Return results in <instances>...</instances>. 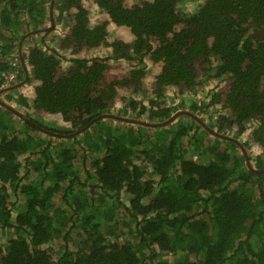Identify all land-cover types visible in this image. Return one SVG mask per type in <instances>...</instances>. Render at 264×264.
Instances as JSON below:
<instances>
[{
	"label": "trees",
	"instance_id": "obj_1",
	"mask_svg": "<svg viewBox=\"0 0 264 264\" xmlns=\"http://www.w3.org/2000/svg\"><path fill=\"white\" fill-rule=\"evenodd\" d=\"M93 1L107 17L91 26L79 0H0L6 55L24 59L5 32L69 20L52 54L28 48L31 76L8 92L35 80L31 106L17 101L71 125L0 107V264H264V172L246 162L264 170L250 153L264 150V40L254 35L264 0H204L191 14L180 0ZM109 22L130 41L107 45ZM97 46L128 77L107 58L74 55L62 67L60 48ZM148 62L160 70L147 91ZM128 87L136 96L113 113ZM168 88L192 95L182 109L205 126L187 114L153 125L180 110L160 105Z\"/></svg>",
	"mask_w": 264,
	"mask_h": 264
},
{
	"label": "flooded vegetation",
	"instance_id": "obj_2",
	"mask_svg": "<svg viewBox=\"0 0 264 264\" xmlns=\"http://www.w3.org/2000/svg\"><path fill=\"white\" fill-rule=\"evenodd\" d=\"M141 1H151V0H139V2H141ZM79 2L81 3V6L85 10L88 11V15L87 16H88V19H89V24L91 26H94L95 24L97 25V23L103 21V16H106V15L103 14L100 11V9L97 7V5L94 3L93 0H79ZM123 2L126 5H129V6H132L134 4L136 5V4L139 3V2L136 3V1H135V2H132L130 4V3L126 2L125 0H123ZM203 2H204V0H180V4L178 5V8L181 11H183V12H187L188 14H191L195 10H197L203 4ZM69 11L72 14L75 13V10L73 8H71V10H69ZM91 12H95L96 13V18L94 19V21H92L91 18H90V13ZM70 18H71V16H70ZM64 22H65V24H63L64 25L63 28L67 29L66 26L69 24V20L67 18H64ZM70 22H71V20H70ZM59 24L54 22L53 17L50 16V20L47 21V25L44 24V26L42 28L40 27L41 25H38L39 29H36V30H32L31 29L29 33L25 34V35H27L26 37L25 36H23V37L21 36V38L25 37L24 39H27L31 35H37L40 32L46 31L45 32L46 34L43 33V38H41V44L39 43V46H41V48L43 47V49H47L48 50V54H52V50L53 49L56 50L59 47V45L61 44V41L59 40L61 33L58 34V32H57V28L60 26ZM108 24L109 25H107V27L105 29L106 30L105 42L107 43V45H109V44L111 45L114 41H120V42L130 41V39L132 38V35L130 33V30L127 27H125V26H120L119 27V26H116L115 24H113L111 22H109ZM32 26L33 25L31 24L30 27H32ZM256 31H259V30H256ZM14 34L15 33H13L11 35H14ZM29 48H32V46L29 47ZM18 49H20V51L24 53V54L21 53L22 55H24V59L20 58V60L18 61V68H19V71H20L18 79H20V77L22 75H23V78H24V75L26 73L27 74L30 73V76H31V71H30L31 66L29 65L28 60H27V54H28V50L29 49H28V47H26L23 44V41L20 44V47ZM60 50H61L62 54L65 56V61L63 63L64 65L62 67H67L69 65L68 61L70 59L74 58V55L86 58V60H89L91 57H100V58H103V59L107 58L108 59L107 63L112 65L111 66L112 69H111L110 72H112L113 74H116V77L118 78V80L123 79L124 77H128L127 76L128 75V73H127L128 72L127 71V69H128L127 63H125L124 61H122V62H120V61H111L110 58H109L110 55H111V51L107 47H103V46H99L98 47L97 46L95 48H90V49L89 48H84L82 50H78L75 53H73L72 47H66V48L62 47V48H60ZM99 51H102L105 54L104 55L97 54ZM146 66H147L148 70L146 71V74L144 75V77L141 79V83H142V87L146 88V90L148 91V90H150L151 85H150V87H148L147 84L145 83V80H149L151 78V81H152V77L155 74H158L160 69H159V66H157L155 68L149 62L147 63ZM117 68H120L121 71L117 72V71L114 70V69H117ZM34 87H35V85L34 86H32V85L29 86V89H28L29 91H27L28 94L30 93L31 95L32 94L34 95V91H33ZM18 95H21V94L18 93ZM134 95L136 96V94H132L131 89L129 87L128 88H123V89L121 88V89L118 90V95H117L118 98L114 100L112 106H114V108L115 107L117 108L118 105L126 106V104L129 102L131 97L134 96ZM36 112L37 113L41 112L42 114L41 113L40 114L41 115H45L46 117H52V118H55V119L57 118L56 120H54L55 123H53L51 125L47 124L48 126H51V127L52 126L53 127H64V128H69L71 126L70 123L65 121L60 114H49V113H45V112H43L41 110H36ZM179 112H182V111H179ZM221 112H222L221 116H225V115L228 116L229 111H227L228 113L225 110H222ZM229 116H230V113H229ZM203 124H204V122H203ZM235 130H237V128H235ZM230 131H233V133L236 132V131H234V128L232 130H230ZM225 138H227V137H225Z\"/></svg>",
	"mask_w": 264,
	"mask_h": 264
},
{
	"label": "rangeland",
	"instance_id": "obj_3",
	"mask_svg": "<svg viewBox=\"0 0 264 264\" xmlns=\"http://www.w3.org/2000/svg\"><path fill=\"white\" fill-rule=\"evenodd\" d=\"M126 2L128 3H132V2H139V0H125ZM24 17V16H23ZM90 18L92 21H94V19L96 18V13L95 12H91L90 13ZM20 20H24V18H20ZM45 24L47 25V21L45 22ZM64 23H61L59 24L60 26L57 28V32L58 34L59 33H64L66 29H64ZM22 29V28H21ZM25 29V28H24ZM27 32V30L25 31V33L23 31H19L17 33H15V41H18L19 44L22 43L23 41V44L26 46V47H31L33 45H39V43L41 44V38H43V33L40 32L39 34L37 35H31L29 38L27 39H24L27 35H25ZM34 32V31H33ZM12 33H8V32H5L4 35L6 37H9ZM54 34V33H53ZM21 36H25L24 38H21ZM97 54H100V55H104L105 53H103L102 51H99ZM115 71L117 72H120L121 69L120 68H117V69H114ZM29 76H30V73H29ZM145 83L147 84L148 87H150L151 85V78L149 80H145ZM150 83V84H149ZM38 83L33 80L28 84H25L23 85L21 88H24V86H27L28 87L30 85L34 86V85H37ZM27 87V88H28ZM26 88V91H29L28 89ZM18 90V89H17ZM16 89L11 92H7V93H3L0 95V98L4 100V103H6L7 105H9L12 109H16L17 111H19V113L23 115H27L29 117H31L32 119H35V120H38V121H41L43 122L44 124H48V125H51L53 123H55L54 120H56L55 118H52V117H46L45 115H41L40 113H37L34 109L33 111L31 110V108L29 107H24V105L22 104H18L16 97H19L18 95V92L16 93L17 91ZM150 92V91H149ZM149 92H147L149 94ZM25 93H28V92H25ZM203 95H205V92L202 93ZM22 95V94H21ZM203 95H201L199 93V97H204ZM6 96V97H5ZM10 97H13L14 100H12V98ZM18 99V98H17ZM137 101H144L145 103H147L148 101V98H144L143 95L139 94L136 98H135ZM192 99V95H185V94H182V93H179L178 89H175V88H168V90L165 91L164 93V98H162L160 101V105L162 106H166V107H179L178 109H180L179 111H186L184 109H182V102L183 103H189V101ZM125 104V103H124ZM187 104H185V107H186ZM120 105L117 106L116 109L113 110V113H118V111L121 109ZM120 108V109H119ZM214 114V112L212 113V115ZM122 117H126V116H122ZM145 117V116H144ZM145 119V118H144ZM210 120V119H209ZM234 131L235 128H234ZM233 133V131H230ZM239 138V136H238ZM240 139H242V141H245L247 139L246 135L244 133L241 134L240 136ZM251 144V143H250ZM244 149V152H245V148L243 147ZM246 153V152H245ZM250 153H253V159L257 156H259L261 159H264V150L259 148L258 146H255L253 144H251L250 146Z\"/></svg>",
	"mask_w": 264,
	"mask_h": 264
},
{
	"label": "built area",
	"instance_id": "obj_4",
	"mask_svg": "<svg viewBox=\"0 0 264 264\" xmlns=\"http://www.w3.org/2000/svg\"><path fill=\"white\" fill-rule=\"evenodd\" d=\"M1 33L2 29L0 28V95L7 93L12 86L17 84L20 74L18 68V61L20 58H18V54L16 53H9V55H6ZM4 65L9 68L3 70L2 66Z\"/></svg>",
	"mask_w": 264,
	"mask_h": 264
},
{
	"label": "water",
	"instance_id": "obj_5",
	"mask_svg": "<svg viewBox=\"0 0 264 264\" xmlns=\"http://www.w3.org/2000/svg\"><path fill=\"white\" fill-rule=\"evenodd\" d=\"M51 5H52V3H51ZM254 35H255L256 37H258V38L264 40V32H262V31H256V32H254ZM20 44H21V43H20ZM0 107H3V108H5V109L10 110L13 114H15L16 116H19L20 118L23 117L22 114L19 113V111H17L16 109H12L9 105H7L6 103H4V102L2 101V99H0ZM179 114H187V115H189L190 117H192L193 119H195L196 121H198L199 123H201L203 126H205V125H204V124H203V123H202V122H201L196 116H194V115H192V114H190V113H188V112H184V111H182V112H178V113L174 114L171 118H169L167 121H165V122H163V123H158V124H153V125L164 126V125H166V124L172 122V121L177 117V115H179ZM100 118H112V116H111V115H104V116H101ZM120 120L130 122V120H128V119H124V118H122V119H120ZM142 124H143V123H142ZM144 125H145V123H144ZM151 125H152V124H151ZM213 133H214V132H213ZM241 150L244 152V149H243V148H241ZM244 156H246L245 152H244ZM246 162H247V165H248V167H250V169H251L252 172H254V173H256V174H260V173L264 172V170H255V169H253V168L250 166V163L248 162V158H247V157H246Z\"/></svg>",
	"mask_w": 264,
	"mask_h": 264
},
{
	"label": "crops",
	"instance_id": "obj_6",
	"mask_svg": "<svg viewBox=\"0 0 264 264\" xmlns=\"http://www.w3.org/2000/svg\"><path fill=\"white\" fill-rule=\"evenodd\" d=\"M25 85V84H24ZM22 87V85H20V86H17V87H15V89L17 90L16 92H18L19 94H22L21 96H19V97H22V98H24L25 99V101H26V103L28 104V105H30V103H31V101H32V99L34 98V95L32 94H26L25 92H27L26 91V88L28 87V85L27 86H24V88H21ZM29 88V87H28ZM27 88V89H28ZM15 89H13V91L15 90ZM12 91V90H11ZM6 97V96H5ZM19 97H16V99L15 100H17V98H19ZM1 99V98H0ZM12 100H14V98L12 99ZM2 101L4 102V100L2 99ZM18 104H21L22 105V103L20 102V101H18L17 102ZM31 110L33 111V109L31 108ZM41 113V112H40Z\"/></svg>",
	"mask_w": 264,
	"mask_h": 264
}]
</instances>
